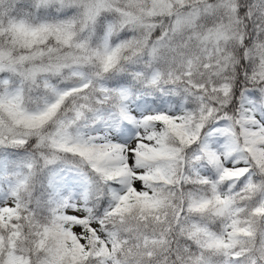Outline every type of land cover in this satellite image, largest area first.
I'll return each mask as SVG.
<instances>
[{"label":"snow or ice","instance_id":"6c2138e0","mask_svg":"<svg viewBox=\"0 0 264 264\" xmlns=\"http://www.w3.org/2000/svg\"><path fill=\"white\" fill-rule=\"evenodd\" d=\"M0 264H264V0H0Z\"/></svg>","mask_w":264,"mask_h":264}]
</instances>
